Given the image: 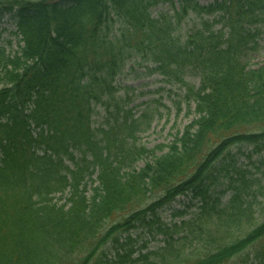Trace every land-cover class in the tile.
Wrapping results in <instances>:
<instances>
[{"label": "trees", "instance_id": "trees-1", "mask_svg": "<svg viewBox=\"0 0 264 264\" xmlns=\"http://www.w3.org/2000/svg\"><path fill=\"white\" fill-rule=\"evenodd\" d=\"M159 5L168 10L154 14ZM0 11L17 40L0 44V264H187L196 244L197 264H264V66L244 61L264 0H0ZM129 63L184 88L197 113L139 169L149 149L138 137L158 111L136 116L119 93ZM97 106L105 128L93 126ZM179 194L199 198L197 210L163 220Z\"/></svg>", "mask_w": 264, "mask_h": 264}, {"label": "rangeland", "instance_id": "rangeland-1", "mask_svg": "<svg viewBox=\"0 0 264 264\" xmlns=\"http://www.w3.org/2000/svg\"><path fill=\"white\" fill-rule=\"evenodd\" d=\"M59 1L62 4L72 3L74 0H54ZM201 4L208 5L213 3L215 0H198ZM159 10H168L167 5H159L152 9L153 13L156 14ZM15 17L7 12L0 11V44H3L6 39H14V48H17L16 37L12 34L15 29ZM195 15H191L183 24L184 31H191L196 22ZM220 24L216 26L219 28ZM255 42H251L249 48L244 52V61L248 63L250 68H260L264 66V31L255 39ZM130 63L126 66V72L117 77L116 84L119 86H128V88L121 89L120 94L127 95L129 98V107H132L135 115L137 116L146 108L147 105L157 109L156 118L152 124V127L147 132H141L138 137V144H143L148 147L149 153L144 155L140 160L136 162V167L139 169L143 167L147 161H152L154 156L160 155L167 151L170 145L177 137H179L184 130L185 126L188 125L193 119L196 118L197 113L195 109V103L189 101L186 98L184 88H181L178 84H168L164 82L158 74H149L145 72L144 67L133 66L134 69L129 70ZM185 80L199 87L200 78L194 71L187 72ZM102 106L96 107V113L93 117L94 127L105 128L107 126V115ZM261 126L257 125L251 127L252 131H259ZM251 148L249 147L246 151ZM236 150V149H235ZM234 152V151H233ZM258 156L254 155L251 161H257ZM238 165L248 166L252 171H255V175H260V172L256 170L254 166L249 164L248 159L243 155L238 160ZM93 186L98 185L97 174L93 176ZM264 182V181H263ZM227 180L222 177L219 179V185L211 187L213 195L217 196L218 192L226 186ZM230 196V192H226L221 197L225 203ZM183 198V197H181ZM153 199V198H151ZM256 214L258 216L256 224L264 220V197H260L258 203L255 206ZM170 208L161 211V217L165 221H170ZM191 216V215H190ZM189 217V216H188ZM117 219H121L119 216ZM251 228V225H247ZM247 231V229L245 230ZM135 234V233H134ZM235 237H242L244 231H238ZM150 239L149 236H146ZM161 236H158L154 240L151 239L150 249L161 245ZM202 245L196 244L194 252L188 257L187 264H197L199 259L204 255V249ZM200 247V249H198ZM192 251V250H191ZM203 253H202V252ZM198 253V254H197ZM81 263L79 260L78 263Z\"/></svg>", "mask_w": 264, "mask_h": 264}]
</instances>
